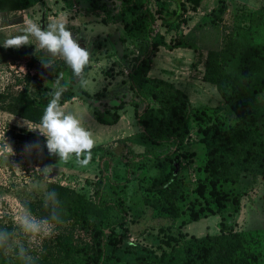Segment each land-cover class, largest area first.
Wrapping results in <instances>:
<instances>
[{
    "label": "rangeland",
    "instance_id": "obj_1",
    "mask_svg": "<svg viewBox=\"0 0 264 264\" xmlns=\"http://www.w3.org/2000/svg\"><path fill=\"white\" fill-rule=\"evenodd\" d=\"M103 1L110 6L118 5L116 0ZM218 1L201 0L196 11L186 13L182 29L187 48L172 51L159 48L151 59L148 73L150 78L167 80L184 91L195 112L204 109L206 114L214 116L216 107L223 105V101L216 87L203 81L207 55L222 50L228 37L239 39L238 30L247 27L250 15H260L264 7V0H225V14L221 20L213 21L209 14ZM46 2L52 7H48ZM46 2L26 11L0 12V41L21 35L29 22L41 27L54 20L64 22L73 38L90 54L83 89L91 95L103 87L107 92L90 106L78 99L62 106L65 113L80 120L81 126L92 134L94 140L92 158L86 167L79 166L74 155L65 162L57 154L49 152L46 138L37 128L39 125L15 115L18 109L16 99L20 93L31 98L48 99L58 77H62L63 86L68 85L71 78L75 83L78 79L69 67L57 73L55 69L64 62L63 59L49 57L44 52L36 53L35 45L19 48L0 45V219L3 224L12 226L13 234L2 262L80 264L74 253L67 257L62 252L63 248L57 246V242H67L74 248L80 242H89L86 232L68 219L65 206L76 194L92 201L95 183L104 175L106 196L122 200L127 213L125 227L116 230L117 234L123 235V248L138 247L160 254L168 250L161 243L166 236H178L180 233L186 237L215 235L219 233L222 218L236 231L264 230V177L258 175H245L238 184L225 186V189L242 194L237 213L229 210L222 216L214 215L187 223L190 205L196 197L193 190L203 174L204 147L199 141L195 121L185 148L179 152L182 154L178 175L179 191L184 196L182 215L172 222L151 208L154 196L146 193L145 187L152 178L159 176V172L152 170L147 173L136 169L127 178L121 161L127 155L116 148L121 139H129V148L134 153L145 149L166 151L168 148L152 147L140 138L134 108L137 99L128 89L126 80L134 52L128 41L126 43L122 27L119 24L105 25L95 15L83 16L65 3L64 7H57L56 0ZM61 2L59 0L58 5ZM87 6V2L79 1V7ZM160 31L167 42L174 37L173 32L165 33L163 28ZM40 57L51 59V67L46 68ZM235 68L234 62L224 66L230 76ZM37 75L44 76V79H31ZM122 101L126 106L124 112L119 111L120 120L116 124L109 126L95 121L94 111L111 110ZM143 107L139 105L138 110ZM221 115L226 124L233 122V116L226 107L222 108ZM25 218L38 225V230L26 229Z\"/></svg>",
    "mask_w": 264,
    "mask_h": 264
},
{
    "label": "trees",
    "instance_id": "obj_2",
    "mask_svg": "<svg viewBox=\"0 0 264 264\" xmlns=\"http://www.w3.org/2000/svg\"><path fill=\"white\" fill-rule=\"evenodd\" d=\"M61 1L83 16H98L105 25L119 24L134 52L126 80L128 89L137 99L134 108L140 138L152 147L168 149L134 153L129 148V139L119 140L116 149L127 155L121 160L127 178L136 169L159 172L145 187L146 193L154 196L151 208L172 222L182 215L184 196L178 184L182 157L179 152L185 148L195 121L204 147L203 174L193 190L196 197L190 205L187 223L222 216L229 210L237 213L242 194L225 186L238 184L245 175L264 177V7L260 15H250L247 27L238 30L239 39L228 37L222 50L207 55L203 81L214 85L223 101V105L216 107L214 116L206 114L204 109L195 112L187 94L173 83L148 76L151 59L159 48L168 51L187 48L182 25L186 23V13L196 11L201 0H116L117 6L107 5L103 0H83L88 3L85 8L79 7L80 0ZM43 3L44 0H0V12L26 11ZM226 10L225 0H219L209 15L213 21H218ZM160 28L165 33L173 32L174 37L167 42ZM229 62L236 66L232 76L224 70ZM64 67H67L65 62L55 71L58 73ZM88 69L87 65L84 78ZM31 79L41 81L44 76ZM64 87L61 106L73 99L90 106L107 92L103 87L91 95L72 78ZM50 99L20 93L14 113L39 125ZM139 105L144 106L140 111ZM125 106L126 102L122 101L111 110L94 111L93 117L99 124L114 125ZM224 107L233 116L231 124L223 120ZM106 192L104 175L95 183L92 201L76 194L65 206L68 219L86 232L89 242H80L74 248L67 242H57V246L63 248L67 257L74 253L80 264H264V231H236L225 224L223 218L215 235L166 236L161 243L168 250L160 254L138 247L123 248V235L116 230L125 227L127 213L123 201L109 199ZM12 235V226L3 224L0 219V264H4Z\"/></svg>",
    "mask_w": 264,
    "mask_h": 264
},
{
    "label": "clouds",
    "instance_id": "obj_3",
    "mask_svg": "<svg viewBox=\"0 0 264 264\" xmlns=\"http://www.w3.org/2000/svg\"><path fill=\"white\" fill-rule=\"evenodd\" d=\"M0 45L4 48L35 45L36 53L44 52L49 57L63 59L78 82L86 84L84 69L89 63V51L79 45L64 22L54 20L46 27L29 22L21 35L4 39L0 41ZM41 61L46 68L51 67V59L41 58ZM61 78L58 77L55 81V89L50 93L51 99L37 128L46 138V147L50 153L57 154L65 162L74 155L76 163L86 167L92 158L94 140L92 134L81 126L80 120L63 110L60 99L66 88L61 85ZM24 227L29 231L38 230V225L27 218L24 219ZM129 244H132L131 240Z\"/></svg>",
    "mask_w": 264,
    "mask_h": 264
},
{
    "label": "crops",
    "instance_id": "obj_4",
    "mask_svg": "<svg viewBox=\"0 0 264 264\" xmlns=\"http://www.w3.org/2000/svg\"><path fill=\"white\" fill-rule=\"evenodd\" d=\"M60 1H61V0H60ZM44 2H46V0H44ZM56 2H57V3L55 4V6L57 5V7L60 6L61 8L64 7V4H63L64 2H61V5H58V4H59V0H56ZM46 3H47V2H46ZM47 6H48V7H52L49 3H47ZM65 11H67V10H65ZM116 25H118V24H116ZM126 43H127V41H126ZM178 49H179V48H178ZM186 53H189V50H187ZM111 58H112V57H111ZM111 61L114 62L115 60H114V59H111ZM123 112H124V110H123Z\"/></svg>",
    "mask_w": 264,
    "mask_h": 264
},
{
    "label": "flooded vegetation",
    "instance_id": "obj_5",
    "mask_svg": "<svg viewBox=\"0 0 264 264\" xmlns=\"http://www.w3.org/2000/svg\"><path fill=\"white\" fill-rule=\"evenodd\" d=\"M253 230H256V229H253ZM260 230H262V229H260ZM246 231V230H245ZM264 231V230H263ZM206 236V235H205Z\"/></svg>",
    "mask_w": 264,
    "mask_h": 264
}]
</instances>
